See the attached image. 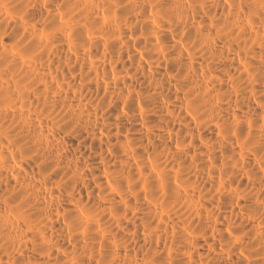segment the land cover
<instances>
[{
  "label": "clouds",
  "instance_id": "1",
  "mask_svg": "<svg viewBox=\"0 0 264 264\" xmlns=\"http://www.w3.org/2000/svg\"><path fill=\"white\" fill-rule=\"evenodd\" d=\"M0 264H264V0H0Z\"/></svg>",
  "mask_w": 264,
  "mask_h": 264
}]
</instances>
